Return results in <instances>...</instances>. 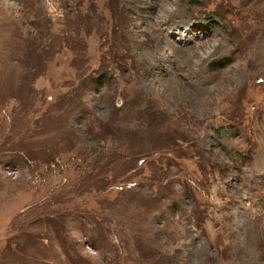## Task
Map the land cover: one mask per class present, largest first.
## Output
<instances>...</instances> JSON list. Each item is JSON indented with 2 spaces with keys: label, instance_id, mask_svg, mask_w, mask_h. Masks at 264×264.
<instances>
[{
  "label": "rangeland",
  "instance_id": "obj_1",
  "mask_svg": "<svg viewBox=\"0 0 264 264\" xmlns=\"http://www.w3.org/2000/svg\"><path fill=\"white\" fill-rule=\"evenodd\" d=\"M0 264H264V0H0Z\"/></svg>",
  "mask_w": 264,
  "mask_h": 264
},
{
  "label": "bare ground",
  "instance_id": "obj_2",
  "mask_svg": "<svg viewBox=\"0 0 264 264\" xmlns=\"http://www.w3.org/2000/svg\"><path fill=\"white\" fill-rule=\"evenodd\" d=\"M252 44V43H251ZM255 48V47H254ZM155 56V55H154Z\"/></svg>",
  "mask_w": 264,
  "mask_h": 264
}]
</instances>
